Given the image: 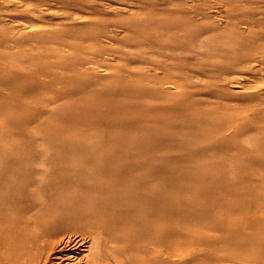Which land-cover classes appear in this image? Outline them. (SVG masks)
Returning a JSON list of instances; mask_svg holds the SVG:
<instances>
[{
  "label": "rangeland",
  "instance_id": "rangeland-1",
  "mask_svg": "<svg viewBox=\"0 0 264 264\" xmlns=\"http://www.w3.org/2000/svg\"><path fill=\"white\" fill-rule=\"evenodd\" d=\"M100 86L118 92L117 118L146 125L151 117L172 121V110L223 115L233 118L224 136L237 129L238 142L261 146L264 0H0V145H41L52 112ZM232 145L217 153L234 152ZM188 230L172 236V264H264V238L243 246L207 225Z\"/></svg>",
  "mask_w": 264,
  "mask_h": 264
},
{
  "label": "bare ground",
  "instance_id": "bare-ground-1",
  "mask_svg": "<svg viewBox=\"0 0 264 264\" xmlns=\"http://www.w3.org/2000/svg\"><path fill=\"white\" fill-rule=\"evenodd\" d=\"M85 92L52 112L41 145H0V264H172V236L193 225L243 246L264 238V198L255 197L264 175H253L264 170V142H238L237 129L224 136L233 118L223 115L172 110L170 122L139 125L116 117L114 88ZM75 125L82 131L66 130ZM226 144L237 150L218 154Z\"/></svg>",
  "mask_w": 264,
  "mask_h": 264
}]
</instances>
